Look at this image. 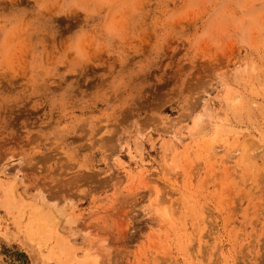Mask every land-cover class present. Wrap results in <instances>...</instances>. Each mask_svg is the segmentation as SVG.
Wrapping results in <instances>:
<instances>
[{"label":"rangeland","instance_id":"374dc122","mask_svg":"<svg viewBox=\"0 0 264 264\" xmlns=\"http://www.w3.org/2000/svg\"><path fill=\"white\" fill-rule=\"evenodd\" d=\"M262 56L264 0H0V264H264Z\"/></svg>","mask_w":264,"mask_h":264},{"label":"clouds","instance_id":"9594fccd","mask_svg":"<svg viewBox=\"0 0 264 264\" xmlns=\"http://www.w3.org/2000/svg\"><path fill=\"white\" fill-rule=\"evenodd\" d=\"M89 2H96V0H89ZM116 3L117 5L126 3V0H116ZM97 28L99 29L98 43L103 47H111L114 44L122 43L126 39L127 30L125 27L112 23H101L97 25ZM261 60L264 62V56L261 57ZM252 79L264 81V63Z\"/></svg>","mask_w":264,"mask_h":264},{"label":"bare ground","instance_id":"6f19581e","mask_svg":"<svg viewBox=\"0 0 264 264\" xmlns=\"http://www.w3.org/2000/svg\"><path fill=\"white\" fill-rule=\"evenodd\" d=\"M35 210H37V209H35ZM39 210L41 211V213H39V212H40ZM34 212H35V211H34ZM37 212L39 213V214H38L39 216H35L34 218L38 217V220H40L41 214H42V217H43V213H42V212H45V211H43L42 209L38 208V211H37ZM46 213H47L48 215H50L49 212L46 211V212L44 213V216H45ZM36 215H37V214H36ZM33 216H34V214H33ZM51 216H52V214H51L50 216H47V218H45V219L48 220ZM45 217H46V216H45ZM43 218H44V217H43ZM41 219H42V218H41ZM50 219H51V218H50ZM50 219H49V220H50ZM36 220H37V218H36ZM38 220H37V221H38ZM46 220H45V223H46V222L51 223V220L53 221L54 218L51 219L50 221H46ZM39 224H41V223H38L37 225H39ZM42 225H43V224H41V226H42ZM45 225H46V226H44V227H45V228H44V231H45L46 227L49 226V224L46 223ZM37 227H38V226H37ZM50 227H51V226H50ZM38 228H39V227H38ZM42 228H43V227H42ZM48 228H49V227H48ZM51 228H52V227H51ZM51 228H50V231H49V232H52ZM39 231H40V230H39ZM42 231H43V229H42ZM42 231H41V234L43 233V235H45V233L42 232ZM46 231H47V229H46ZM46 231H45V232H46ZM52 233H53V232H52ZM52 233H51V234H52ZM52 235H54V234H52ZM51 237H52V236H51ZM57 242H59V241H57ZM61 243H64V242L61 241ZM59 244H60V242H59ZM64 245H65V244H63V246H62V244H61V246H62L63 248L66 247V246H64ZM59 246H60V245H59Z\"/></svg>","mask_w":264,"mask_h":264}]
</instances>
